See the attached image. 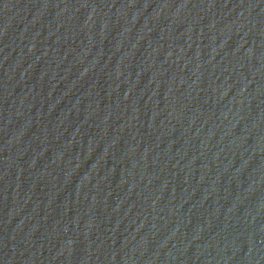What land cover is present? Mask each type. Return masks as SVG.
Wrapping results in <instances>:
<instances>
[{
    "label": "water",
    "instance_id": "water-1",
    "mask_svg": "<svg viewBox=\"0 0 264 264\" xmlns=\"http://www.w3.org/2000/svg\"><path fill=\"white\" fill-rule=\"evenodd\" d=\"M50 264H264V0H103Z\"/></svg>",
    "mask_w": 264,
    "mask_h": 264
}]
</instances>
